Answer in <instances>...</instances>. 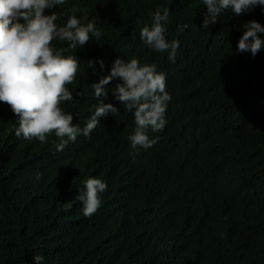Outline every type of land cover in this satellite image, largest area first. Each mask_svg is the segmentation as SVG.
Wrapping results in <instances>:
<instances>
[{
	"label": "trees",
	"instance_id": "16d2710c",
	"mask_svg": "<svg viewBox=\"0 0 264 264\" xmlns=\"http://www.w3.org/2000/svg\"><path fill=\"white\" fill-rule=\"evenodd\" d=\"M73 7L69 3L58 11L69 13ZM154 8L144 0L127 12L124 30L106 41L98 60L81 65L67 85L73 99L60 107L76 112L93 92L91 84L110 74L111 59L135 58L172 74L181 85L169 81L166 90L173 93L174 109L187 119L185 127L193 119L205 158L219 150L217 143L206 144L218 141L234 170L231 199L195 207L187 198L192 195L183 191L190 183L221 187L225 181L215 166L143 167L146 172L139 174L109 152L122 135L101 133L52 151L56 136L48 134L45 143L17 138L0 106V264H35L37 255L41 264H264V46L255 57L237 51L240 26L251 20L264 25V10L258 6L240 16L224 14L209 28L194 26L186 32L172 22L174 29L165 28V37L179 42L173 63L168 52L153 51L141 40V28L153 23ZM259 35L264 39V33ZM119 82L114 79L106 89ZM211 98L208 107L201 106ZM196 104L195 114L191 108ZM88 178L108 186L90 218L75 200ZM219 217L245 219L258 227L256 235L227 238ZM192 226H201L205 234L201 258L188 242Z\"/></svg>",
	"mask_w": 264,
	"mask_h": 264
},
{
	"label": "clouds",
	"instance_id": "9594fccd",
	"mask_svg": "<svg viewBox=\"0 0 264 264\" xmlns=\"http://www.w3.org/2000/svg\"><path fill=\"white\" fill-rule=\"evenodd\" d=\"M144 0H0V106L4 117L11 120L17 138L27 142L56 136L52 151H62L80 141L101 133L122 138L110 145L124 167L144 173L143 167L163 168L215 166L224 184L215 189L190 183L183 190L195 207L225 203L236 190L234 170L227 162L218 141L211 140L205 147L217 143L219 150L205 158L200 134L193 127V119L185 127L184 117L174 109L173 93L166 90L169 81L181 85L168 72H158L155 65H142L133 58L125 62L117 58L107 66L110 74L93 82L91 95L73 113H65L60 104L73 99L67 85L72 84L81 65L100 58L101 47L118 36L125 26L128 11H135ZM153 23L140 30L143 43L156 52H168L175 63L178 41H167L165 28L179 22L176 30L188 31L194 26L209 28L221 15L236 16L254 11L264 0H149ZM74 3L69 13H60L61 6ZM77 12V13H75ZM167 27H164V25ZM237 51L251 52L255 57L264 39V25L251 20L240 26ZM174 29V28H171ZM94 63V62H92ZM103 66V61H100ZM114 79L121 82L106 89ZM233 91V90H232ZM195 97V96H194ZM247 99H252L251 96ZM213 100L201 103L208 107ZM199 105L191 110L196 114ZM257 116V115H256ZM191 118H195L191 117ZM193 122V123H192ZM203 159H205L203 161ZM41 174L35 175L40 180ZM99 178L83 181L75 200L82 203V214L91 217L101 207L100 194L107 190ZM226 236L253 237L257 228L245 219L222 218ZM264 224V215H262ZM193 227V226H192ZM201 226L193 227L188 237L195 255L205 245ZM41 264L42 257H33Z\"/></svg>",
	"mask_w": 264,
	"mask_h": 264
}]
</instances>
